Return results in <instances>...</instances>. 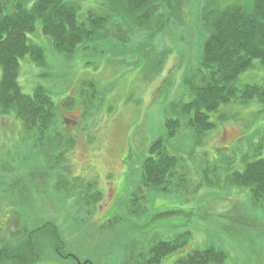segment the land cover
Segmentation results:
<instances>
[{"label": "rangeland", "instance_id": "374dc122", "mask_svg": "<svg viewBox=\"0 0 264 264\" xmlns=\"http://www.w3.org/2000/svg\"><path fill=\"white\" fill-rule=\"evenodd\" d=\"M70 1L81 23L91 9L106 12L103 0ZM253 3L173 0L164 31L158 14L152 25L114 17L108 35L87 39L72 57L37 21L27 38L42 56L20 58L17 82L31 96L42 86L57 115L39 132L0 106V264H20L14 254L31 247L32 264H149L153 245L186 232L187 245L158 264H181L210 245L230 264H264V205L232 181L246 163L264 159V148L256 149L264 101L222 104L210 113L213 129L199 136L183 125L167 137L166 126L174 104L193 97L185 81L200 84L205 12ZM2 77L0 67V85ZM262 83L260 59L234 82L240 90ZM159 138L178 157L165 192L142 186Z\"/></svg>", "mask_w": 264, "mask_h": 264}, {"label": "trees", "instance_id": "16d2710c", "mask_svg": "<svg viewBox=\"0 0 264 264\" xmlns=\"http://www.w3.org/2000/svg\"><path fill=\"white\" fill-rule=\"evenodd\" d=\"M106 12L91 9L86 23L78 17V5L70 0H0V67L3 77L0 85V106L13 107L25 126L45 132L54 123L53 103L42 86L26 95L17 82L20 58L26 54L40 58L42 50L28 42V33L35 30L38 20L46 35L53 39L61 53L72 57L78 46L93 36L108 35L114 17L122 22L139 20L149 24L159 15L161 30L168 28L173 17V0H103ZM157 17V16H156ZM145 18V19H144ZM204 19L210 29L202 52L196 84L185 81L191 92L190 102L176 103L172 116L166 120L167 137H172L184 125L194 128L199 136L213 129L210 113L234 98L246 102L255 98L264 101V83L248 84L240 90L234 82L241 73L253 65L255 59L264 63V0H254L253 8L232 4L223 8H208ZM200 79V81H199ZM165 139L159 138L151 145L142 168V186L167 190L168 178L173 175L178 157L166 150ZM264 148V136L256 149ZM235 185L250 189L256 205H264V159L246 163L242 172L232 176ZM141 186L140 189L143 187ZM191 233L178 234L175 239L160 241L152 246L149 264H158L167 255L181 249L189 242ZM33 247L25 253L19 250L14 259L20 264H32ZM38 257V256H36ZM17 262V261H16ZM181 264H230L224 250L214 246L198 249L180 261Z\"/></svg>", "mask_w": 264, "mask_h": 264}]
</instances>
